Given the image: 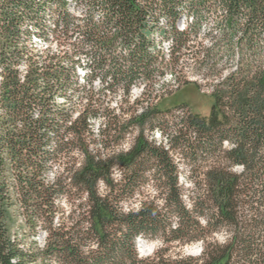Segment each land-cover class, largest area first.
Segmentation results:
<instances>
[{"label": "trees", "instance_id": "1", "mask_svg": "<svg viewBox=\"0 0 264 264\" xmlns=\"http://www.w3.org/2000/svg\"><path fill=\"white\" fill-rule=\"evenodd\" d=\"M76 7L84 11L75 13ZM184 8L191 15H184ZM45 14L50 26L43 23ZM183 16L193 34L205 19L215 18V38L224 43L217 44V54L223 50L238 57V65L213 91L210 116L188 114L171 136L163 135L189 159L221 155L228 161L207 170L188 202L169 148L144 133L146 125L160 123L156 107L147 106L128 121L127 128L133 123L140 129L126 151L105 156L80 145L84 159L76 167L70 151L90 131L91 118H109L103 135L117 125L107 107L93 106L102 100L91 89L74 120L55 103L57 96H67L82 53L91 73L99 70L111 88L121 85L129 94L162 63L154 35L171 38L172 50L188 40L190 32L176 27ZM161 20L172 25L171 32L159 27ZM48 35L59 43L56 50H37L31 41L46 43ZM74 35L80 39L70 53L63 44ZM58 163L63 170L50 179ZM116 166L119 181L113 177ZM148 175L156 178L155 195L125 209ZM60 196L69 202L68 212L56 204ZM262 205L264 0H0V264H264ZM13 209L24 215L33 235L40 229L47 233L43 246L34 240L25 250L12 237ZM243 210L251 214L242 215ZM223 228L234 232L219 243L212 234ZM142 237L160 238L162 246L141 256ZM198 240L204 243L201 259L167 253L168 244L182 247Z\"/></svg>", "mask_w": 264, "mask_h": 264}, {"label": "rangeland", "instance_id": "2", "mask_svg": "<svg viewBox=\"0 0 264 264\" xmlns=\"http://www.w3.org/2000/svg\"><path fill=\"white\" fill-rule=\"evenodd\" d=\"M71 7H74L71 5ZM83 7L74 8L75 13L80 14L84 10ZM101 12L95 10L96 18H99ZM184 15H191L188 9H183ZM51 17L49 14L43 16L44 25H51ZM190 19L183 16L176 24L177 29L190 32V36L182 47L175 45L172 50L171 38H162L161 35H154L153 39L159 43V48L155 51L162 63L153 74L152 78L139 81L135 84L129 94L124 93V87L121 85L110 87L102 73H91V62L85 53L76 56L75 62L76 73L72 77V84L68 90L67 96H57L55 98L56 105L63 106L70 116V120H74L79 112L86 107V93L91 89L97 99L102 101L94 103V107L104 106L108 108V116L117 125L116 131L104 132L109 118L105 115L92 117L90 120V131L83 135V140L74 142L70 155L75 158L76 167L82 163L84 156L80 148L83 145L89 150L99 151L102 155H110L119 151H126L134 142L139 132V127L133 123L126 124L132 117L141 112L147 106H154L159 111V122L154 127L146 125L144 133L146 137L155 142L157 145L161 143L165 148H169L174 163L177 166L178 182L183 189L185 199L189 201L187 195L195 191V184H202L206 180V172L210 167L215 165H227L228 161L221 155L202 156L198 159H189L182 149H173L170 142L165 140L164 134L170 136L174 133L176 124H180V119L188 114L198 115L203 118L210 116L212 106L214 104L213 91L219 87L220 83L229 75L238 65V57L231 58L229 54L221 50L217 54V44H224L218 41L216 35V19L209 17L205 19L199 27L198 34H193L195 28L191 26ZM172 25L166 21H160L159 27L169 32L172 31ZM80 37L74 35L67 45L63 47L71 53L73 43L78 41ZM37 50L43 51L50 49L55 51L59 43L51 36H47L46 43L38 40L36 37L31 41ZM47 44V45H46ZM62 47V48H63ZM171 47V48H170ZM213 48V49H212ZM212 49V50H210ZM172 50V51H171ZM210 50V54H207ZM47 54V51L46 53ZM208 57V58H207ZM214 58L209 61V58ZM21 69L25 66L21 65ZM108 80V79H107ZM107 99H110L108 102ZM109 105V106H108ZM114 124L112 125V128ZM177 127V126H176ZM108 128V127H107ZM164 131V133H160ZM71 139L73 136H69ZM162 141V142H161ZM228 143H223V148H227ZM63 163H58L52 167L49 178L52 179L58 173L62 172ZM234 169L240 171V166H234ZM152 174V173H151ZM113 177L116 180L122 179L120 168H114ZM156 178L148 175L147 179L142 181V191L136 193L123 205L127 209L129 207L137 208L141 200L146 197L155 195ZM103 183H100V190L104 191ZM56 204L65 211L70 210V204L65 196L56 199ZM264 211V205L261 208ZM247 212L243 210L242 215ZM62 212L59 213L60 216ZM249 215L251 213H248ZM247 214V215H248ZM264 219V218H263ZM25 217L18 211L11 212V235L20 239L21 247L25 250L32 248V242L37 241L38 246L44 245L47 233L39 230L37 235H33L27 226L24 225ZM57 220V219H56ZM200 222L204 225L201 217ZM234 230V229H233ZM230 228H223L213 233L212 237L219 243L228 240L232 231ZM234 232V231H233ZM144 244V245H143ZM162 246L160 238L142 237L138 242V252L141 256L153 254L155 250ZM204 243L201 240L195 241L179 247L177 243L168 244L169 255H174L178 251L186 255L201 257ZM40 263V260L38 261ZM45 264H58L54 260H46Z\"/></svg>", "mask_w": 264, "mask_h": 264}, {"label": "bare ground", "instance_id": "3", "mask_svg": "<svg viewBox=\"0 0 264 264\" xmlns=\"http://www.w3.org/2000/svg\"><path fill=\"white\" fill-rule=\"evenodd\" d=\"M144 245V244H143Z\"/></svg>", "mask_w": 264, "mask_h": 264}]
</instances>
